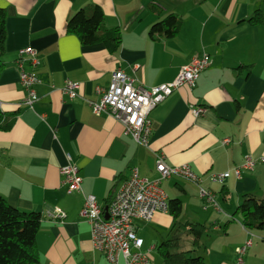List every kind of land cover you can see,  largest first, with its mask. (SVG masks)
Masks as SVG:
<instances>
[{
	"label": "crops",
	"instance_id": "0c3cea01",
	"mask_svg": "<svg viewBox=\"0 0 264 264\" xmlns=\"http://www.w3.org/2000/svg\"><path fill=\"white\" fill-rule=\"evenodd\" d=\"M93 5L102 9L105 27L121 31L113 53L103 44L84 46L66 32L68 18ZM0 9L6 15L0 109L14 114L12 126L0 130V196L15 208L40 213L36 264H109L93 249L90 224L80 215L83 193L107 207L133 168L140 177H158L159 154L169 166L187 164L201 181L172 176L161 182L167 200L181 201V214L174 219L157 212L150 221L135 220L142 251L150 258L172 238H179L180 247L191 240L192 247V235L181 228L189 222L204 227L196 251L205 264H233V247L248 235L235 208L243 194L264 199V23L247 21L256 10L264 14V0H0ZM170 13L181 18L176 35L151 37V26ZM28 47L40 60L33 67L23 57L38 78L32 105L23 103L16 63L19 50ZM203 52L211 62L195 85L180 86L150 112L147 146L125 134L113 116L92 111L113 71L150 89L172 82ZM67 80L80 84L78 97L63 92ZM192 107L204 108L203 114L194 115ZM246 156L254 167L237 178L233 169ZM68 159L79 167L83 193H68L63 183L60 168ZM228 171L222 184L210 180ZM200 187L212 192L217 206L200 198ZM56 208L65 218L49 216ZM230 234L234 242L226 239Z\"/></svg>",
	"mask_w": 264,
	"mask_h": 264
},
{
	"label": "built area",
	"instance_id": "2783aa9c",
	"mask_svg": "<svg viewBox=\"0 0 264 264\" xmlns=\"http://www.w3.org/2000/svg\"><path fill=\"white\" fill-rule=\"evenodd\" d=\"M16 60L19 69L20 84L26 91L23 103L32 105L37 99L35 86L38 82L36 74L24 67V56H29V64L36 66L40 60L37 52L28 47L19 50ZM211 59L205 52L194 56L187 64L183 65L176 78L169 83H164L150 89L132 85V80L121 70L113 71L107 89L98 90L100 98L91 103L92 111L96 114L105 113L113 116L122 123L124 133L131 135L139 144L148 145L151 132L150 112L174 90L182 85L193 87L200 73L210 64ZM80 84L67 80L62 88L70 98L79 96ZM194 115L204 112L202 107H192ZM229 139H223V143ZM254 161L250 156L240 166L233 169L237 178L241 177L242 170H252ZM155 169L158 173L156 179L143 178L138 175L136 168L131 170L127 179L123 181L118 190L113 194L107 210L100 206L94 195L83 194L84 203L80 215L90 224L93 249L103 253L109 264H119L120 258L124 264H151L148 252L142 251V239L135 232V220L150 221L155 213L168 212L167 196L161 188V182L179 176L197 184L201 179L195 175L187 164L169 166L164 162V156L159 154L156 159ZM63 183L66 184L68 193L80 192L82 177L79 167L68 159L60 168ZM230 172L213 174L212 182L222 184ZM201 199L217 206L211 191L202 187L199 190ZM107 213V217H105ZM53 219L61 220L66 214L56 208L54 214H49ZM251 245V238L235 248L237 262L243 261V255Z\"/></svg>",
	"mask_w": 264,
	"mask_h": 264
},
{
	"label": "trees",
	"instance_id": "16d2710c",
	"mask_svg": "<svg viewBox=\"0 0 264 264\" xmlns=\"http://www.w3.org/2000/svg\"><path fill=\"white\" fill-rule=\"evenodd\" d=\"M5 17L4 10L0 9V53L6 36ZM247 21L250 24H262L264 14L256 10ZM180 26L181 18L170 13L155 22L149 34L153 38L154 36L171 38L176 35ZM66 32L76 35L84 46L103 44L110 53L115 52L121 42L120 29L104 26V13L98 5L82 7L73 13L67 20ZM12 115L0 109V130H8L12 126L14 122ZM181 210L179 199H168V212L174 219L180 216ZM234 214L240 216L245 228L264 230V199L252 194H243ZM40 222L39 212L15 208L0 196V264H36L38 260L36 235ZM181 228L192 235L193 248L181 250L179 238L162 241L157 247L162 264H205L202 256L191 254L198 248L204 227L201 224L187 222Z\"/></svg>",
	"mask_w": 264,
	"mask_h": 264
},
{
	"label": "rangeland",
	"instance_id": "374dc122",
	"mask_svg": "<svg viewBox=\"0 0 264 264\" xmlns=\"http://www.w3.org/2000/svg\"><path fill=\"white\" fill-rule=\"evenodd\" d=\"M247 234H248L247 239L251 238V245H249L248 249L244 253L243 261L241 263L237 262V254L234 252L235 248L233 247L232 251L235 254L233 264H264V242H263L264 230H255V229L250 230V229H248ZM226 239L228 241L234 242L235 236H232V234H230V236ZM228 243H227V245H228ZM216 244H217V242H216ZM181 245L182 246L180 248L183 250H189L193 247V246L190 247L191 246V240H187V239H184L181 242ZM241 245H243V244H241ZM241 245H239V246H241ZM214 250L215 249L212 247V248H210V252H209L210 256H212L213 259H215V257H217V254H214V252H213ZM191 254L192 255H202L203 253H202V251H200V252L195 251V252H191ZM206 258H208L207 255H206ZM150 261H151V264H162L161 257L159 256L156 249H154L152 251V254L150 255Z\"/></svg>",
	"mask_w": 264,
	"mask_h": 264
},
{
	"label": "water",
	"instance_id": "95a60500",
	"mask_svg": "<svg viewBox=\"0 0 264 264\" xmlns=\"http://www.w3.org/2000/svg\"><path fill=\"white\" fill-rule=\"evenodd\" d=\"M104 210L105 211L107 210V207L106 206L104 207ZM105 217H107V213H105Z\"/></svg>",
	"mask_w": 264,
	"mask_h": 264
},
{
	"label": "bare ground",
	"instance_id": "6f19581e",
	"mask_svg": "<svg viewBox=\"0 0 264 264\" xmlns=\"http://www.w3.org/2000/svg\"><path fill=\"white\" fill-rule=\"evenodd\" d=\"M72 162V161H71ZM63 179V178H62ZM82 193H83V191H82ZM84 194V193H83Z\"/></svg>",
	"mask_w": 264,
	"mask_h": 264
}]
</instances>
